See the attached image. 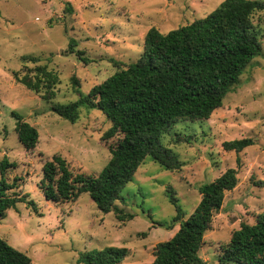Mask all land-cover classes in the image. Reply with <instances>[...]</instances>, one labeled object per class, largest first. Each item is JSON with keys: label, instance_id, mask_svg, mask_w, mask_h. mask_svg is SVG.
<instances>
[{"label": "rangeland", "instance_id": "rangeland-1", "mask_svg": "<svg viewBox=\"0 0 264 264\" xmlns=\"http://www.w3.org/2000/svg\"><path fill=\"white\" fill-rule=\"evenodd\" d=\"M222 1L0 0V160L5 157L15 164L7 177L22 179L15 192L26 195L35 206L33 211L20 203L7 211L0 220V238L26 254L31 264H78L81 253L106 247L128 250L122 264H151L154 246L178 230V226L166 228L176 216L168 189L186 220L200 200L198 188L236 168V157L241 161L238 183L213 215L201 259L218 264L219 248L232 232L264 213V187L250 180H264V11L252 16L262 42L261 55L252 59L222 106L208 120L180 122L162 136V143L183 164L181 171H167L146 157L122 190L121 200L115 201L120 214L132 219L119 221L114 212L103 214L87 194L75 202L54 204L38 188L42 166L53 155L65 159L73 173L97 175L110 159L109 147L118 139L103 137L110 124L97 109L81 108L78 121L71 124L51 106L86 95L116 71L114 62L138 60L150 28L165 34L204 18ZM70 41L75 43L73 54L67 53ZM77 51L83 52L87 63ZM30 57L39 62H30ZM36 65H45L57 75L51 101L14 79V73L34 75ZM12 113L38 131L34 150L26 152L19 143ZM178 135L192 138L175 145ZM241 138H251L254 144L238 154L223 150L224 142Z\"/></svg>", "mask_w": 264, "mask_h": 264}, {"label": "trees", "instance_id": "trees-1", "mask_svg": "<svg viewBox=\"0 0 264 264\" xmlns=\"http://www.w3.org/2000/svg\"><path fill=\"white\" fill-rule=\"evenodd\" d=\"M264 11V3L253 0H223L204 18L173 29L165 34L150 28L144 35L141 57L123 64L114 62L116 71L102 83L93 86L86 95L79 94L75 102L53 104L51 110L74 124L81 108L97 109L110 124L104 138L118 137L109 147L110 159L97 175L73 173L60 155H53L42 166L38 188L46 201L54 204L75 202L87 194L103 213L114 212L119 221L132 215H121L114 203L130 183L138 167L150 157L163 169L180 172L182 163L172 150L162 143V136L178 123L201 122L210 118L222 106L225 96L235 86L253 58L261 55L262 42L252 23L255 13ZM70 41L67 53L73 54ZM82 58L83 52H76ZM37 64L39 60L28 58ZM14 79L27 90L41 94L46 102L55 98L57 75L45 65H36L34 75ZM74 85L78 81L74 80ZM79 93V90H76ZM17 139L26 152L35 149L38 131L22 117L12 113ZM192 135L179 136L174 144L189 143ZM251 138H241L222 144L226 152L240 153L253 145ZM225 170L218 178L198 188L200 200L184 220L176 205L173 191L168 189L169 202L176 216L166 226L176 233L157 243L152 250L151 264H206L200 257L204 235L211 229L213 215L222 207L224 196L237 183V168ZM15 168L5 157L0 160V220L20 203L35 211L33 201L15 191L21 178L9 180L7 174ZM256 187L264 180L250 179ZM128 255L123 247L81 253L78 264H122ZM218 264H264V213L254 216L253 223H241L227 243L219 248ZM0 264H31V259L0 238Z\"/></svg>", "mask_w": 264, "mask_h": 264}]
</instances>
